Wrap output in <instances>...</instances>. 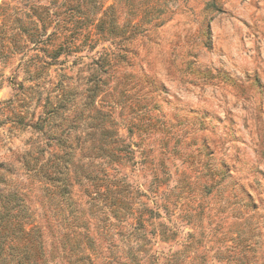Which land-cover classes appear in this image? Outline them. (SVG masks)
I'll return each instance as SVG.
<instances>
[{
  "label": "rangeland",
  "instance_id": "obj_1",
  "mask_svg": "<svg viewBox=\"0 0 264 264\" xmlns=\"http://www.w3.org/2000/svg\"><path fill=\"white\" fill-rule=\"evenodd\" d=\"M37 257L264 264V0H0V264Z\"/></svg>",
  "mask_w": 264,
  "mask_h": 264
},
{
  "label": "trees",
  "instance_id": "obj_2",
  "mask_svg": "<svg viewBox=\"0 0 264 264\" xmlns=\"http://www.w3.org/2000/svg\"><path fill=\"white\" fill-rule=\"evenodd\" d=\"M67 190H66V188H62L61 189V192H62V194L63 195H66L67 194V192H66ZM32 231V233H34V238H35V241L37 240L38 241V243L36 244V248H37V252H38V255L40 254V250H41V245H40V241H39V232H38V230L36 229V228H32L31 230H29L28 231V233H26L25 234V237H27L28 236V234H29V232H31ZM71 250L73 251V252H76V251H78L79 250V244L78 243H75L73 246H72V248H71ZM40 259H41V257L39 258V257H37L36 259L34 258V262H33V264H41L42 263V261H40ZM83 259L81 258L80 260H78V261H82Z\"/></svg>",
  "mask_w": 264,
  "mask_h": 264
}]
</instances>
